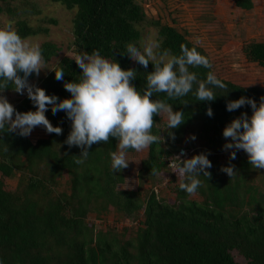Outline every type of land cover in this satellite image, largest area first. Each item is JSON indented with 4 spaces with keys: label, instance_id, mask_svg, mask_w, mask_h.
<instances>
[{
    "label": "trees",
    "instance_id": "trees-1",
    "mask_svg": "<svg viewBox=\"0 0 264 264\" xmlns=\"http://www.w3.org/2000/svg\"><path fill=\"white\" fill-rule=\"evenodd\" d=\"M51 1L74 9L69 45L72 55H62L38 83L47 94L59 99L70 96L64 82H78L81 77L73 57L91 54L93 50L124 69H135L132 83L143 94L153 65L149 62L145 69L127 54H120L129 43L141 49L138 25L142 23L148 22L155 28L158 56L164 52L180 55V46L184 44L207 57L201 47L172 25L146 18L139 0ZM0 2L4 4L0 5V13H15V7L5 0ZM233 4L242 10L252 8V0H233ZM14 28L22 38L48 30L29 26L22 18L14 20ZM39 47L45 63L57 56L60 49L49 40ZM241 51L247 61L264 68V41H247L241 45ZM61 68L64 80L58 81L54 70ZM189 70L200 81L206 80L207 73L212 71L204 67ZM217 78L227 85V90L213 88L217 96L210 102L195 101L189 93L182 98L189 103L183 105L179 99H169L166 93L153 94L151 99L164 100L174 111H183L186 118L171 130L175 133L173 141L166 122L154 116L152 131L160 142L147 148L137 171L138 179L166 173V161L180 148L182 135L198 126L195 137L204 141L212 164L208 169L210 177H198L199 200L179 188L176 173L168 183L172 184V202L160 199L152 189L141 194L139 189L120 188L124 173L111 169L110 153L117 149L115 138L93 144L87 158L78 157L80 148H69L65 143L71 121L63 111L53 115L49 107L45 113L53 126L62 128L60 135L47 133L32 142L17 133L0 132V264H264V191L251 183L253 168L243 150L236 151L234 160L230 156L224 160L217 158L225 151L224 127L241 113L251 116L252 112L247 104L229 112L227 102L244 96L258 105L264 97V85H239ZM11 87L9 84L5 91L14 92ZM13 105L19 112L35 110L27 95ZM209 107L213 111L211 117L207 115ZM161 139L167 146L161 144ZM188 144L193 149L191 138ZM77 158L83 162L75 163ZM228 165L236 170L232 177L221 170ZM12 176H16L14 186L6 183ZM108 210L132 221V226L118 230L115 225L95 226L87 222L88 213L94 212L100 219Z\"/></svg>",
    "mask_w": 264,
    "mask_h": 264
},
{
    "label": "clouds",
    "instance_id": "clouds-1",
    "mask_svg": "<svg viewBox=\"0 0 264 264\" xmlns=\"http://www.w3.org/2000/svg\"><path fill=\"white\" fill-rule=\"evenodd\" d=\"M158 45L148 40L141 50L134 44H127L121 55L127 56L147 69L149 62L153 70L146 77V90L141 94L132 83L136 78V70L124 69L118 62L110 61L101 56L98 50L91 54H78L73 60L81 70L78 82L65 81L64 88L69 97L59 99L29 82V77L40 75L45 69L44 57L38 44L29 43L22 38L11 22L0 27V93L12 85L11 89L20 94H27L35 105V110L19 112L8 99L0 94V132L17 133L27 137L36 127H43L47 133L62 134V128L53 126L45 115L49 107L53 115L63 111L71 121V130L65 143L69 148H80L78 157L87 158L93 144L107 143L110 138L116 140V151L110 153L112 171H120L128 166V150L141 152L151 145L159 143L160 137L153 134L154 116L166 117V128L169 137L174 141L175 133L185 122V113L174 111L172 105L160 99H151L153 94L166 93L171 100H183L192 93L200 102L213 101L216 94L213 88L227 90V85L209 71L206 80L197 79V74L189 68L204 67L211 69L208 57L202 55L195 47L189 48L181 44V54L169 56L167 52L157 59ZM58 81L64 80V70H54ZM195 85V90H194ZM211 86V87H210ZM250 105L252 112H246L234 118L223 129L226 142L223 150L230 151V158H236V151L243 150L253 169H264V97L259 104L249 97L241 96L226 104L229 112L244 105ZM211 117V107L207 109ZM195 135L191 139L195 140ZM75 159L80 164L83 159ZM211 161L205 153L194 154L190 158L181 159L173 167L179 179V188L188 195L196 193L201 185L199 176L210 177L208 169ZM229 177L235 175L234 166L228 165L221 169ZM154 172L155 170L152 169Z\"/></svg>",
    "mask_w": 264,
    "mask_h": 264
},
{
    "label": "rangeland",
    "instance_id": "rangeland-1",
    "mask_svg": "<svg viewBox=\"0 0 264 264\" xmlns=\"http://www.w3.org/2000/svg\"><path fill=\"white\" fill-rule=\"evenodd\" d=\"M11 7H15V13L8 14L5 11L0 13V27L11 22L14 26L16 18H22L29 26L46 27V33H38L26 38L29 43L40 44L45 40L52 41L59 46L57 56L52 57L44 64L40 75L35 74L29 82L38 86L40 78L55 65L62 55H72L69 48L72 40L71 18L74 9H66L58 2L51 0H5ZM146 18L158 19L160 23L172 25L179 32L183 33L191 42L201 47L212 64V72L221 78L230 80L239 85H264V68L254 62L245 59L241 51V45L247 41H264V0H252L250 10H242L233 4V0H139ZM0 5H4L0 2ZM38 9V12L36 11ZM35 10V11H34ZM53 19L54 22L48 21ZM140 37L138 44L143 49L146 41L152 40L157 44L156 31L148 22L138 25ZM160 56L157 55V59ZM4 95L11 104H15L24 95L14 92L4 91ZM162 122H166V117H160ZM195 128V129H194ZM185 131L180 139L179 146H186L190 158L194 154L208 152L203 140L195 138L192 145L188 142L192 135L197 136L198 126ZM46 130L43 127H36L27 136L32 142L37 138L45 137ZM163 139H161V144ZM188 144V145H187ZM167 146V145H166ZM117 150V149H116ZM231 151V150H230ZM230 151L217 154L219 160H224L230 156ZM196 152V153H195ZM147 155V149L136 152L129 150L127 158L130 160L128 166L123 168L124 180L118 186L125 189H139L141 194L149 190L156 191L157 197L166 202L174 201L169 181L174 177V172L166 166V173L156 174L154 177H143L138 179L137 171L140 161ZM263 169H253L251 171V183L255 184L259 190L264 191ZM10 186L16 183V176L7 179ZM190 197L197 200L200 196L195 193ZM119 216V217H118ZM96 216L94 212L87 215V222L95 226H132V221L121 218L112 210H108L102 215ZM119 230V229H118Z\"/></svg>",
    "mask_w": 264,
    "mask_h": 264
},
{
    "label": "built area",
    "instance_id": "built-area-1",
    "mask_svg": "<svg viewBox=\"0 0 264 264\" xmlns=\"http://www.w3.org/2000/svg\"><path fill=\"white\" fill-rule=\"evenodd\" d=\"M188 150L185 147H180L173 155H171L167 161V167L173 171V167L179 163V157L185 159L187 157ZM175 173V172H174Z\"/></svg>",
    "mask_w": 264,
    "mask_h": 264
}]
</instances>
